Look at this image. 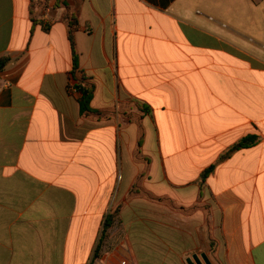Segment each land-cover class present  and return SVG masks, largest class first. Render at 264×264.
<instances>
[{
    "label": "crops",
    "instance_id": "1",
    "mask_svg": "<svg viewBox=\"0 0 264 264\" xmlns=\"http://www.w3.org/2000/svg\"><path fill=\"white\" fill-rule=\"evenodd\" d=\"M4 57L0 264H264V0H0Z\"/></svg>",
    "mask_w": 264,
    "mask_h": 264
},
{
    "label": "trees",
    "instance_id": "2",
    "mask_svg": "<svg viewBox=\"0 0 264 264\" xmlns=\"http://www.w3.org/2000/svg\"><path fill=\"white\" fill-rule=\"evenodd\" d=\"M49 0H31L32 2V7H37V6H47ZM69 24V40H70V44H71V48H72V53H73V70H72V77L76 78V71H77V55H76V49H75V37H74V32L76 30L77 27V22L76 20L71 17V15H65L64 17ZM10 62V59L8 57H4L0 59V73L2 71H4V69L6 68V66L8 65V63ZM76 90H78V92H80L81 97L79 99V103H80V111L81 114H85L87 112H90L91 109L89 107V103L90 100L92 98V93H93V89L92 86L90 85H76L75 86ZM254 143V139L253 138H247L239 143H237L232 150H236L239 148H245V147H249ZM213 167L209 168L206 172H204L202 174V178H205L208 173H210L212 171ZM112 216L108 215V217L105 219V223H104V227L101 231V236H100V241H103L106 238V234L108 229L112 226ZM98 251H99V247H97L94 257H97L98 255Z\"/></svg>",
    "mask_w": 264,
    "mask_h": 264
},
{
    "label": "water",
    "instance_id": "3",
    "mask_svg": "<svg viewBox=\"0 0 264 264\" xmlns=\"http://www.w3.org/2000/svg\"><path fill=\"white\" fill-rule=\"evenodd\" d=\"M205 264H210L207 259L204 258ZM188 264H202L196 257L193 258V261L191 259L188 260Z\"/></svg>",
    "mask_w": 264,
    "mask_h": 264
},
{
    "label": "built area",
    "instance_id": "4",
    "mask_svg": "<svg viewBox=\"0 0 264 264\" xmlns=\"http://www.w3.org/2000/svg\"><path fill=\"white\" fill-rule=\"evenodd\" d=\"M120 264H134L132 261H130L129 259H123Z\"/></svg>",
    "mask_w": 264,
    "mask_h": 264
}]
</instances>
